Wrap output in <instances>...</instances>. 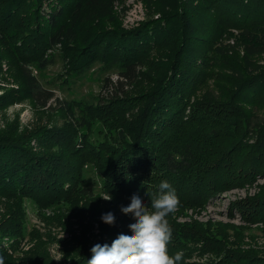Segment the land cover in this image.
<instances>
[{
    "label": "trees",
    "instance_id": "trees-1",
    "mask_svg": "<svg viewBox=\"0 0 264 264\" xmlns=\"http://www.w3.org/2000/svg\"><path fill=\"white\" fill-rule=\"evenodd\" d=\"M115 1L0 0V63L9 59L22 80L0 95V106L25 97L46 106L52 93L39 89L27 66L44 68L56 46L68 74L99 63L117 75L114 83L104 79L113 93L95 103L59 105L61 125L0 130V198L7 200L0 264L13 262L11 253L25 238L22 199L75 208L79 196H92L83 185L86 164L114 206L80 210L97 222L100 235L94 242L72 237L78 256L72 264H87L97 243L131 235L135 218L121 209L134 194L150 207L166 180L179 198L176 209L199 207L264 171V124L254 123L246 108L264 102V65L256 59L264 57V0H143L148 16L129 29L113 17ZM103 20L117 25L100 26ZM216 68L229 71L227 85L199 93L208 79L220 77ZM94 131L102 137L92 139ZM237 208L245 222H264V191ZM109 212L111 225L101 219ZM168 221V247L183 252L181 264H202L189 258L205 253L204 264H264V253L226 247L222 229L213 235L195 222H177L174 213ZM35 240L28 264H47L43 242Z\"/></svg>",
    "mask_w": 264,
    "mask_h": 264
},
{
    "label": "rangeland",
    "instance_id": "rangeland-1",
    "mask_svg": "<svg viewBox=\"0 0 264 264\" xmlns=\"http://www.w3.org/2000/svg\"><path fill=\"white\" fill-rule=\"evenodd\" d=\"M113 11V17L118 20L119 26L125 29L137 26L148 16V9L143 0H116L113 4ZM157 16V14L154 15V17ZM113 24L103 20L100 26L111 28L117 25ZM206 34L208 35V33ZM47 53H50L52 60L44 68H38L34 64H29L27 67L29 72L35 76L39 89L50 91L52 97L44 107L37 106L30 97L3 104L0 106V130L11 128L19 133L40 126L61 125L63 118L59 105L70 101L95 103L101 97L113 93L111 85L108 88L104 86V79L108 78V81L114 83L117 80L115 72H106L101 64L95 63L82 74H68L63 67L59 47L56 46L54 49L48 50ZM256 59L261 65H264L263 56L256 57ZM8 60L3 58L0 63V95L17 90L21 86L22 80L17 66ZM215 73L220 77L208 79L201 86L199 93L201 90H212L216 94L220 88L227 85L223 76L227 75L229 71L216 68ZM136 92V89L132 90V93ZM246 108L252 112L254 123L264 124V102L248 105ZM91 137L92 139L101 138L102 134L94 131ZM249 178L250 181L243 185L233 186L209 197L199 207L176 209L174 211L176 221L180 223L195 222L213 235H217L218 231L222 229L226 247L249 251L252 254L257 252L261 255L264 253V222H245L237 207L241 200L256 197L264 191V171ZM83 185L91 192L92 196L88 198L93 197L98 200V203L79 196L80 200L75 208H70L66 204L40 207L31 198L24 197L22 199L25 238L20 241L18 249L11 253L14 259L11 264H28L26 257L28 253L26 252L33 247L35 239L43 242L40 250L47 256V264H72L78 259L76 252L70 249V246L72 249L76 247V243H72L73 236L74 240L76 238L84 239L83 235H87L91 242L99 238L97 222L91 223L89 215L81 213L80 210L95 206L113 207V198L112 196L111 200L103 198L109 194L102 191L101 179L91 164L84 166ZM6 201L5 198H0V216L6 211ZM207 257H209L207 253L204 255L192 254L189 260L204 264L207 263Z\"/></svg>",
    "mask_w": 264,
    "mask_h": 264
},
{
    "label": "clouds",
    "instance_id": "clouds-1",
    "mask_svg": "<svg viewBox=\"0 0 264 264\" xmlns=\"http://www.w3.org/2000/svg\"><path fill=\"white\" fill-rule=\"evenodd\" d=\"M111 200V196L103 197ZM179 204L175 189L168 181H161L159 194L151 198L150 207L145 206L141 197L134 194L127 207L121 211L131 213L135 222L129 225L131 235L119 234L111 245L97 243L91 248L87 264H181L183 252H170L172 227L168 217ZM101 219L114 224L115 217L109 212Z\"/></svg>",
    "mask_w": 264,
    "mask_h": 264
}]
</instances>
